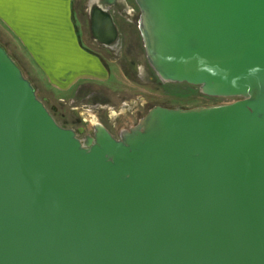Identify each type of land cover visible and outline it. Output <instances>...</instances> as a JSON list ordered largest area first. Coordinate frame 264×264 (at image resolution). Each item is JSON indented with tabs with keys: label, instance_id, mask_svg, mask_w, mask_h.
<instances>
[{
	"label": "water",
	"instance_id": "water-1",
	"mask_svg": "<svg viewBox=\"0 0 264 264\" xmlns=\"http://www.w3.org/2000/svg\"><path fill=\"white\" fill-rule=\"evenodd\" d=\"M164 81L240 100L61 127L0 45V264H264V0H135Z\"/></svg>",
	"mask_w": 264,
	"mask_h": 264
},
{
	"label": "rangeland",
	"instance_id": "rangeland-1",
	"mask_svg": "<svg viewBox=\"0 0 264 264\" xmlns=\"http://www.w3.org/2000/svg\"><path fill=\"white\" fill-rule=\"evenodd\" d=\"M55 1L72 9L81 47L77 58L70 61L64 55L59 63L49 59L52 54L37 52L40 38L35 34L25 41L13 27L16 13L0 15V45L55 121L73 130L82 143L94 138L96 126L121 140V132L137 129L155 108L189 111L240 100L208 95L199 85L162 80L147 60L141 11L134 0Z\"/></svg>",
	"mask_w": 264,
	"mask_h": 264
},
{
	"label": "crops",
	"instance_id": "crops-1",
	"mask_svg": "<svg viewBox=\"0 0 264 264\" xmlns=\"http://www.w3.org/2000/svg\"><path fill=\"white\" fill-rule=\"evenodd\" d=\"M53 1L55 0H20L19 3L7 4L4 7L6 13L3 9L0 15L14 16L13 13H16V25L13 24V27L22 34L25 41L36 34L40 38L38 46L35 42L39 49L37 52L46 53V56L48 53L52 54L49 58L51 61L58 60L61 63L60 57L64 55L72 61L80 55L81 50L72 9L63 1Z\"/></svg>",
	"mask_w": 264,
	"mask_h": 264
},
{
	"label": "flooded vegetation",
	"instance_id": "flooded-vegetation-1",
	"mask_svg": "<svg viewBox=\"0 0 264 264\" xmlns=\"http://www.w3.org/2000/svg\"><path fill=\"white\" fill-rule=\"evenodd\" d=\"M135 1V0H134ZM136 2V1H135ZM137 4V3H136ZM138 5V4H137ZM139 7V6H138ZM139 9H140V7H139ZM134 10H132V12H133ZM140 11H141V9H140ZM134 16V15H133ZM140 19H141V16H139V19H138V21H139V29H140ZM140 33H141V36H142V40H143V45H144V49H145V52H146V57H147V60L149 61V57H148V53H147V49H146V46H145V41H144V38H143V35H142V32H141V30H140ZM149 63H150V61H149ZM151 65V64H150ZM162 79V78H161ZM163 80V79H162ZM99 129H104V130H106L105 128H104V126L103 127H98V126H96V132H95V136H94V138L96 137V133H97V131L99 130ZM113 138H115L114 137V135L110 132V131H108V130H106ZM124 131H127V130H124ZM128 132H131V131H128ZM120 137H121V140H122V138L124 137V133H120ZM87 140V138L85 139V141Z\"/></svg>",
	"mask_w": 264,
	"mask_h": 264
},
{
	"label": "snow or ice",
	"instance_id": "snow-or-ice-1",
	"mask_svg": "<svg viewBox=\"0 0 264 264\" xmlns=\"http://www.w3.org/2000/svg\"><path fill=\"white\" fill-rule=\"evenodd\" d=\"M20 0H0V13L3 12L4 7L10 3H19Z\"/></svg>",
	"mask_w": 264,
	"mask_h": 264
},
{
	"label": "bare ground",
	"instance_id": "bare-ground-1",
	"mask_svg": "<svg viewBox=\"0 0 264 264\" xmlns=\"http://www.w3.org/2000/svg\"><path fill=\"white\" fill-rule=\"evenodd\" d=\"M135 130H133L131 133H126L124 134V137L123 138H128L129 136H131V134L134 132Z\"/></svg>",
	"mask_w": 264,
	"mask_h": 264
}]
</instances>
